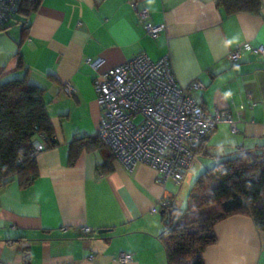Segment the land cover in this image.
<instances>
[{
    "label": "crops",
    "instance_id": "1",
    "mask_svg": "<svg viewBox=\"0 0 264 264\" xmlns=\"http://www.w3.org/2000/svg\"><path fill=\"white\" fill-rule=\"evenodd\" d=\"M261 14L227 15L215 0H40L28 15L0 26V82L24 79L43 92L54 146L44 142L35 160L38 176L0 189V260L5 264H167L161 215L153 209L180 186H163L155 169H126L97 138L102 111L93 85L106 71L146 53L167 57L178 82L199 80L194 96L209 112L228 111L238 133L222 124L198 147L195 163L210 169L236 149H264V57L237 47H264ZM163 25L147 35L137 11ZM22 66H19L20 60ZM66 82L75 87L65 95ZM86 146H82V144ZM264 151V150H262ZM65 226L66 231H60ZM95 233L81 236L78 228ZM216 243L190 264H264V232L246 215L213 226ZM93 255L92 258L90 256Z\"/></svg>",
    "mask_w": 264,
    "mask_h": 264
},
{
    "label": "built area",
    "instance_id": "2",
    "mask_svg": "<svg viewBox=\"0 0 264 264\" xmlns=\"http://www.w3.org/2000/svg\"><path fill=\"white\" fill-rule=\"evenodd\" d=\"M22 1L0 0V26L9 25L17 17ZM137 14L147 35L156 37L164 30L163 25L150 22L147 9H139ZM242 49L264 57V47L243 46L231 52L230 61H239ZM89 62L97 71L93 85L102 111L97 138L128 170L145 164L156 170L163 186L172 181L178 187L198 158L196 148L210 131L227 124L232 133L239 132L237 120L230 112L219 108L209 112L201 107L194 93L204 87L203 83L195 80L181 85L167 57L153 60L142 52L103 72L97 70L96 62ZM63 91L72 97L75 87L66 82ZM44 142L47 139L37 135L29 156L36 158L43 151ZM171 204V196L165 195L152 212L163 211L167 220ZM66 229L60 227L62 232ZM78 232L81 236L95 233L88 226L79 227ZM115 260L125 264L132 260V255L120 253ZM0 264L5 263L0 260Z\"/></svg>",
    "mask_w": 264,
    "mask_h": 264
},
{
    "label": "trees",
    "instance_id": "3",
    "mask_svg": "<svg viewBox=\"0 0 264 264\" xmlns=\"http://www.w3.org/2000/svg\"><path fill=\"white\" fill-rule=\"evenodd\" d=\"M39 2L40 0H23L18 14L28 15L36 9ZM215 4L227 15H260L262 8L261 0H215ZM19 61V66H22L21 59ZM42 94L40 88L28 84L25 78L0 82L1 187L14 178L18 180L20 187H26L38 176L36 160L29 156L31 144L37 135H43L47 143L54 146L53 130L45 113ZM83 146L86 145L83 143L80 147ZM198 147L195 150L197 157ZM262 150V147L236 149L220 157L199 176L196 186H210L208 196L199 201V205H214L215 210L211 214L195 216L190 214L189 209L178 214L173 203L169 207V219H165L163 211L159 212L163 223L161 240L167 264H189L190 260H197L203 249L217 241L213 226L233 215L249 216L256 229L264 232Z\"/></svg>",
    "mask_w": 264,
    "mask_h": 264
},
{
    "label": "rangeland",
    "instance_id": "4",
    "mask_svg": "<svg viewBox=\"0 0 264 264\" xmlns=\"http://www.w3.org/2000/svg\"><path fill=\"white\" fill-rule=\"evenodd\" d=\"M138 120H140V118ZM205 164L206 166H209L208 162H205ZM205 164L203 163V166H201L200 164L195 163L193 168L192 166L190 167L186 179L183 181L174 198V207L177 209L178 214H182V212L189 209V212L192 215L205 216L211 214L215 210L214 205L209 207H202L199 205V201L205 199L210 190L209 185L198 184L196 186V181L199 176L207 170ZM193 261L195 260H190L189 262L192 263Z\"/></svg>",
    "mask_w": 264,
    "mask_h": 264
},
{
    "label": "water",
    "instance_id": "5",
    "mask_svg": "<svg viewBox=\"0 0 264 264\" xmlns=\"http://www.w3.org/2000/svg\"><path fill=\"white\" fill-rule=\"evenodd\" d=\"M162 214V213H161Z\"/></svg>",
    "mask_w": 264,
    "mask_h": 264
}]
</instances>
